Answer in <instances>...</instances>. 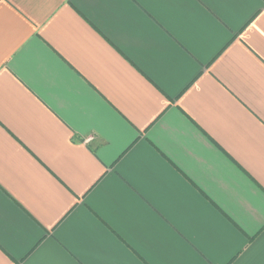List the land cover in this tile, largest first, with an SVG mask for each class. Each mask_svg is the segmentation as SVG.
Returning <instances> with one entry per match:
<instances>
[{
	"label": "crops",
	"instance_id": "obj_1",
	"mask_svg": "<svg viewBox=\"0 0 264 264\" xmlns=\"http://www.w3.org/2000/svg\"><path fill=\"white\" fill-rule=\"evenodd\" d=\"M0 264H264V0H0Z\"/></svg>",
	"mask_w": 264,
	"mask_h": 264
}]
</instances>
